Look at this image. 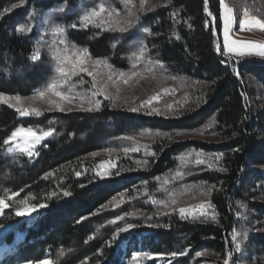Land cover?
<instances>
[{
    "label": "trees",
    "instance_id": "obj_1",
    "mask_svg": "<svg viewBox=\"0 0 264 264\" xmlns=\"http://www.w3.org/2000/svg\"><path fill=\"white\" fill-rule=\"evenodd\" d=\"M0 13V97L29 98L58 83L51 45L58 35L118 71L155 63L160 73L183 78L196 101L159 113L102 99L91 111L89 78L80 71L67 77L70 90L63 87L84 100L76 109L22 117L0 99V199L8 206L0 247L11 251L0 264L36 262L46 253L53 264H158L156 257L264 264V231L250 228L264 226V200L256 199L264 196V106L249 81L264 91V58L224 55L220 0H0ZM209 123L218 141L181 138ZM18 127L51 130L35 158L6 152ZM201 197L215 220L166 210L171 201ZM40 205L30 218L15 215Z\"/></svg>",
    "mask_w": 264,
    "mask_h": 264
},
{
    "label": "rangeland",
    "instance_id": "obj_2",
    "mask_svg": "<svg viewBox=\"0 0 264 264\" xmlns=\"http://www.w3.org/2000/svg\"><path fill=\"white\" fill-rule=\"evenodd\" d=\"M223 3L228 7L233 9V17L234 23L231 26L229 31V39L235 40L237 43H257L264 44V29L259 28L258 26H250L248 29L241 30L239 21L244 19L245 12L248 14V18L256 17L258 19L264 20V0H223ZM221 22H222V31H221V43L223 47V52L225 53L224 42L225 38L223 35V20L222 16L224 13V9L221 7ZM94 11H90L84 14L85 16L93 17ZM52 45V57H53V66L55 76L58 78V83L49 84L48 88L45 91L43 97L38 94H35L29 98H5L12 105L16 106L19 111L24 110L28 113H33L32 109L36 111L42 112L45 110H52L56 108H60L62 110H70L76 109L80 106L79 104H83L84 100L74 101L73 99L68 97V90H70V85L68 83V76H73L72 69L76 65L77 58L80 60H85V67L88 68L89 71L93 72L92 76H89L86 72H84L88 76L90 90L88 89L85 94L91 93V102L95 103V101L107 99L112 104L115 103L116 106H121L127 109L137 108V109H149V110H157L159 113H169V112H181L184 109L194 105L196 103L193 96L187 94L188 85L185 80L180 77H173L158 71L157 65L155 63L151 64L146 70L139 68L137 65L132 66L128 71L122 72L113 69L110 64H108L104 60H99L100 64H95L94 62L98 59H93L85 54V49H81L78 47H72L66 44L62 38L58 35L51 41ZM251 56L238 57L234 53H229L225 55L227 58L233 59L235 61H240L245 58L255 57V58H264L258 56V49H253ZM64 67L65 74H62L59 71V68ZM78 67L75 72H78ZM111 75V79H108V76ZM250 81V86L255 88L257 94L255 96L256 100L260 103L261 106H264V91L262 88L253 80ZM63 87H67L68 90H64ZM103 87L105 91L103 93L99 92L98 89ZM59 91L64 96V99L61 100L60 97L55 95V92ZM70 92V91H69ZM83 92L80 95H85ZM70 95V94H69ZM72 96V95H70ZM98 96L102 97L98 99ZM155 97V99H153ZM151 101L150 104H145L144 102ZM83 102V103H82ZM88 102V101H87ZM85 105V104H84ZM211 128V123L206 124L202 128L197 131L187 133L183 135L181 138H199L203 141H218L219 138L216 137ZM29 128L18 127L13 132L17 134L15 136L11 135L6 140L7 143V153L13 152H22L25 153L28 157L35 158L36 157V149L39 145H41L44 141H46L48 137L43 138L39 143L34 142V138L27 135ZM33 131V130H31ZM35 132V131H34ZM48 132V131H44ZM44 132H36L37 135L42 136ZM22 140V142H21ZM24 143V144H23ZM28 144H31L32 147L29 151L32 153L31 156L28 155L27 152L23 151V148ZM11 149V151H9ZM199 159V158H197ZM264 200V196H259L256 199ZM6 203V201H5ZM7 204V203H6ZM201 205H204V208L201 209ZM8 207V206H7ZM32 207H26L23 209H30ZM180 208H185V214L181 215L179 212ZM176 210L179 215L186 218L196 219V220H215L216 213L210 203L204 198H195L192 201H186L183 199H178L171 201L166 208V210ZM3 211H0V215ZM205 213V214H202ZM32 215H24L23 217L30 218ZM215 219H212V217ZM247 228V227H245ZM253 231H264L263 225H251L250 227ZM7 228H3L0 230V233L6 231ZM244 229L243 231H245ZM238 231H234L232 234L236 237V244L239 243L241 245V240L237 241ZM23 234L19 233L15 237L14 241L20 242L23 239ZM242 249V248H241ZM240 249V250H241ZM8 253H10V248L6 249ZM264 258V257H262ZM158 260V264H168L165 259H161L160 257H156ZM41 260L49 261V264H53L51 261L49 254L46 253L43 258L39 261H26V262H18L15 264H39ZM7 264V263H3Z\"/></svg>",
    "mask_w": 264,
    "mask_h": 264
},
{
    "label": "snow or ice",
    "instance_id": "obj_3",
    "mask_svg": "<svg viewBox=\"0 0 264 264\" xmlns=\"http://www.w3.org/2000/svg\"><path fill=\"white\" fill-rule=\"evenodd\" d=\"M220 3H221V7L224 9V13H223V16H222V20H223V35H224V38H225L224 48L226 50L224 54L228 55L229 53H234L238 57H245V56H251L252 55V51L251 50L258 49L259 50L258 53H257L258 56L264 57V44L237 43V41L229 39V31L231 29L232 24L234 23L233 9L228 7L226 4H224L223 0H220ZM101 9H103V5H101ZM8 11H10V9H5V12H8ZM0 15H3V13H0ZM93 15H96V13H93ZM244 16H245V18L241 19L239 21L241 30L248 29L250 26H258L259 28L264 29V20L258 19L256 17L248 18L247 12H245ZM84 19L86 21L91 22V17L90 16H85ZM73 27H75V26L73 25ZM128 27H131V22H129ZM19 30L23 31L22 28L19 29ZM127 30H128V28L121 29V31H123V32H126ZM57 31L62 32L63 29H57ZM145 31H147V30L145 29ZM86 53H87V50L85 49V54ZM142 54L143 53H141V55ZM31 59H32V61H36L37 58H36V56H32ZM85 63H86L85 60H80V59L77 58L76 65L71 70L72 73L74 74L75 71H76V68L78 67V70L80 72H86L89 76H92L93 72L89 71L88 68L84 66ZM94 63L95 64H100V61L97 60ZM233 70L235 71V69H233ZM59 71L62 74H65L67 76V74L65 73L64 67L59 68ZM108 79L109 80L111 79V75L108 76ZM98 91L103 93L105 91V89L103 87H101L100 89H98ZM39 95L41 97H43L45 95V93L44 92H40ZM55 95L57 97H60L61 100L64 99V96L59 91H56ZM0 99H3V97H0ZM153 99H155V97H153ZM144 103L145 104H150L151 101H146ZM112 106L116 107L114 102H113ZM99 107H100V102L99 101H95V107L92 108V109H89V110L95 111ZM138 110L139 109H137V108H132L131 109V111H138ZM152 111L156 112L157 110L153 109ZM32 112L37 117L41 115V113L39 111H36L35 109H32ZM19 114H20V116L23 117V116L29 115L30 113H28L27 111L21 110ZM16 134H17L16 132L12 133L13 136H15ZM50 134H51V130H49L48 132H44L42 136L37 135L36 132L31 131V130H28V132H27V135L33 137L34 138V142H36V143H39L43 138L48 137ZM5 143H7V141H5ZM31 147H32V145L28 144L26 147L23 148V151L27 152L29 156L32 155V153L29 151V149ZM9 151H11V149H9ZM132 151H137V149H132ZM217 159H219V157H217ZM196 163L202 164V163H204V161L203 160H197ZM220 171L223 172V171H226V169L222 168V169H220ZM79 175H80V173H77V176H79ZM117 175H119V173H117ZM181 175H183V174L182 173H177V176H181ZM107 176H108V173H105V174L101 175V178L103 179V178H106ZM63 195L65 197H68L70 195V193L64 192ZM45 207H46L45 205H40L39 207L34 206V207L30 208V209H21V210L16 211L15 215L17 217H22L24 215L36 214V213H39L40 210L45 208ZM200 207H201V209H203L204 205H201ZM241 207H244V205L241 204ZM6 208H7V204L5 203V200L4 199H0V211H4ZM186 211H188V210H186L185 208H180L179 209V212H180L181 215L185 214ZM202 214H205V213H202ZM117 219H120V217H118ZM212 219H215V217L213 216ZM132 227H133V225L129 224V225H127V229H121L120 231L121 232L127 231V230L131 229ZM246 236H247V233H245V237ZM232 239L235 241L236 237L233 236ZM235 247H236L237 251H239L241 249V245L239 243H237ZM137 255H139V253H137ZM145 255H147V254L145 253ZM172 255H173V257H175L176 254L173 253ZM229 255H232V253H229ZM39 264H49V261L41 260L39 262ZM224 264H229L228 260H225Z\"/></svg>",
    "mask_w": 264,
    "mask_h": 264
},
{
    "label": "bare ground",
    "instance_id": "obj_4",
    "mask_svg": "<svg viewBox=\"0 0 264 264\" xmlns=\"http://www.w3.org/2000/svg\"><path fill=\"white\" fill-rule=\"evenodd\" d=\"M21 142H22V140H21ZM23 144H24V143H23ZM7 248H9V246H1V247H0V256H2L3 252H4Z\"/></svg>",
    "mask_w": 264,
    "mask_h": 264
}]
</instances>
